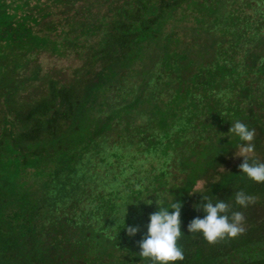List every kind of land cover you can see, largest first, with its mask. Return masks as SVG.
Instances as JSON below:
<instances>
[{"label":"trees","instance_id":"obj_1","mask_svg":"<svg viewBox=\"0 0 264 264\" xmlns=\"http://www.w3.org/2000/svg\"><path fill=\"white\" fill-rule=\"evenodd\" d=\"M82 1L0 0V264H152L158 197L182 203L176 264H264V183L227 134L264 162V0ZM202 196L246 231L190 233Z\"/></svg>","mask_w":264,"mask_h":264},{"label":"clouds","instance_id":"obj_2","mask_svg":"<svg viewBox=\"0 0 264 264\" xmlns=\"http://www.w3.org/2000/svg\"><path fill=\"white\" fill-rule=\"evenodd\" d=\"M230 137L235 135L241 143L239 151L235 152L236 156H242L244 162L239 165L242 173L257 183H264V162L252 159L255 151V129H250L245 123L237 120L227 133ZM250 159L252 162L250 163ZM203 203L197 209L203 208L206 216L193 219L188 225L190 233H202L204 239L210 244H216L225 239L237 238L242 235L246 229L244 227L245 216L240 211L231 212L229 205L223 200L215 204L206 196H202ZM235 202L237 205L247 208L249 204L255 203L253 196L247 195L243 190L235 193ZM157 203L159 210L150 215V223L145 238L139 242L142 259H147L152 264H176L184 260L183 249L179 246L178 241L182 236L181 231V208L182 203L174 202L170 209L161 207L160 198ZM139 232L138 227H127L129 236H135Z\"/></svg>","mask_w":264,"mask_h":264},{"label":"rangeland","instance_id":"obj_3","mask_svg":"<svg viewBox=\"0 0 264 264\" xmlns=\"http://www.w3.org/2000/svg\"><path fill=\"white\" fill-rule=\"evenodd\" d=\"M76 1H77V3L75 4L76 10L81 9L85 5L84 1H82V0H76ZM35 3H37V1ZM56 64L57 63H52L47 59H45V60L43 59V62H42V65L46 68H51V67L55 66ZM58 64H59V66H64V68H66V70L63 72L64 74H68V72L70 70L68 71L67 69H71L72 66H74V63H72L69 60H64V59L61 60L60 62H58ZM57 68H59V67H57ZM56 70H58V69H56ZM59 77H61L63 79L62 75H60ZM65 77H66V75H65ZM40 85H41V83H40Z\"/></svg>","mask_w":264,"mask_h":264}]
</instances>
